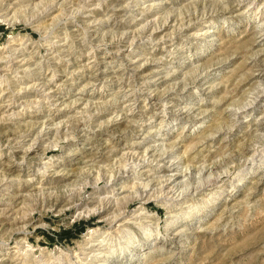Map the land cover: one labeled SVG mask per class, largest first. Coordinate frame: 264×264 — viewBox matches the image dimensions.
Segmentation results:
<instances>
[{
    "label": "rangeland",
    "instance_id": "1",
    "mask_svg": "<svg viewBox=\"0 0 264 264\" xmlns=\"http://www.w3.org/2000/svg\"><path fill=\"white\" fill-rule=\"evenodd\" d=\"M129 240L264 264V0H0V264Z\"/></svg>",
    "mask_w": 264,
    "mask_h": 264
},
{
    "label": "bare ground",
    "instance_id": "2",
    "mask_svg": "<svg viewBox=\"0 0 264 264\" xmlns=\"http://www.w3.org/2000/svg\"><path fill=\"white\" fill-rule=\"evenodd\" d=\"M97 207V206H96ZM96 207H94V208H90L88 211L89 212H97L98 211V209L99 208H96ZM142 208V207H141ZM140 208V209H141ZM139 210V209H138ZM137 211V210H136ZM142 213H145L144 211H139V212H137V213H134L133 215H135V216H141L140 214H142ZM149 214V213H148ZM132 215V216H133ZM149 216H152V214H149ZM117 218H120V217H118V215L117 216H115V218H114V220H116ZM114 222V221H113ZM170 222H172V221H170ZM169 222V223H170ZM168 223V224H169ZM120 224H122V223H120ZM118 225V226H121V225ZM171 224V223H170ZM142 228H143V231H144V234H145V236H149V235H151V230H152V228L151 227H149V226H142ZM153 231V230H152ZM90 236L91 237H93L94 238V236L95 237H98V236H100V235H96L97 234V231H95V229H91L90 230ZM149 237H151V236H149ZM92 238V239H93ZM102 238V237H101ZM97 239V238H96ZM106 238L104 237V238H102V239H99L100 241H104ZM110 239V238H109ZM108 240H106V242H107ZM97 242V241H96ZM95 242V243H96ZM114 242V241H113ZM95 243H92V244H95ZM109 243V242H108ZM107 243V244H108ZM89 244V243H88ZM100 245H101V243H99ZM99 244H97V245H99ZM106 244V245H107ZM133 244V241H131V240H129V241H127V243L126 244H119V246L118 247H116V246H114V245H109V246H107V247H100V246H98V247H96V248H94V249H99V250H96L95 252L93 251V252H88L89 253V255H91L89 258L90 259H92V260H88V261H84V264H108V260H110V258L111 257H117V258H119L121 255H123L121 258H127L128 256H124V254H125V250L126 249H130V247H131V245ZM87 246V245H86ZM89 246H91V244L89 245ZM103 246H105V245H103ZM107 248V249H106ZM84 251V250H83ZM104 251V252H103ZM119 251H121V252H119ZM87 253V254H88ZM60 254V253H59ZM115 254V255H114ZM46 255V254H45ZM56 255V254H55ZM58 255V254H57ZM61 255V254H60ZM59 255V256H60ZM88 255V256H89ZM62 256V255H61ZM42 258V257H41ZM49 258V257H48ZM47 258V259H48ZM61 258V257H60ZM59 258V259H60ZM59 259H57V260H59ZM49 260V259H48ZM47 260V261H48ZM51 260H53L52 258H51ZM50 261V260H49ZM64 261V260H63ZM62 261V262H63ZM127 262H124V263H122V264H130V259H128L127 258V260H126ZM44 262V261H43ZM61 262V261H60ZM65 262V261H64ZM54 263V262H53ZM60 264H62V263H60ZM64 264V263H63Z\"/></svg>",
    "mask_w": 264,
    "mask_h": 264
}]
</instances>
